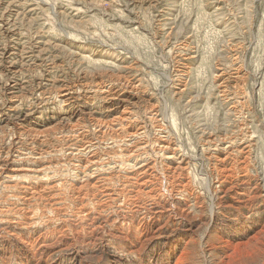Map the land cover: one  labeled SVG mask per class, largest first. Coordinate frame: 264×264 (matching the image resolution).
<instances>
[{
	"label": "rangeland",
	"instance_id": "rangeland-1",
	"mask_svg": "<svg viewBox=\"0 0 264 264\" xmlns=\"http://www.w3.org/2000/svg\"><path fill=\"white\" fill-rule=\"evenodd\" d=\"M0 264H264V0H0Z\"/></svg>",
	"mask_w": 264,
	"mask_h": 264
},
{
	"label": "bare ground",
	"instance_id": "bare-ground-1",
	"mask_svg": "<svg viewBox=\"0 0 264 264\" xmlns=\"http://www.w3.org/2000/svg\"><path fill=\"white\" fill-rule=\"evenodd\" d=\"M129 112V111H128ZM123 119V118H122ZM124 120V119H123ZM127 120V119H126ZM136 156V155H135Z\"/></svg>",
	"mask_w": 264,
	"mask_h": 264
}]
</instances>
